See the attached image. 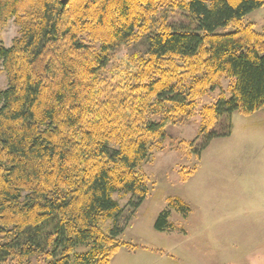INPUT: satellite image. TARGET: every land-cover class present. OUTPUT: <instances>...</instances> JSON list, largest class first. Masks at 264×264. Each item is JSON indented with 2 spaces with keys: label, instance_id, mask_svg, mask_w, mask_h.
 Segmentation results:
<instances>
[{
  "label": "trees",
  "instance_id": "trees-1",
  "mask_svg": "<svg viewBox=\"0 0 264 264\" xmlns=\"http://www.w3.org/2000/svg\"><path fill=\"white\" fill-rule=\"evenodd\" d=\"M263 7L0 0V264H110L123 247L135 252L120 239L124 209L114 196H129L132 210L144 202L143 165L167 128L198 115L203 151L230 134L215 129L235 112L264 108V30L244 22ZM10 22L18 33L6 47ZM223 80L228 90L200 106ZM172 206L191 212L182 200ZM169 216L160 214L158 231L171 227Z\"/></svg>",
  "mask_w": 264,
  "mask_h": 264
},
{
  "label": "rangeland",
  "instance_id": "rangeland-1",
  "mask_svg": "<svg viewBox=\"0 0 264 264\" xmlns=\"http://www.w3.org/2000/svg\"><path fill=\"white\" fill-rule=\"evenodd\" d=\"M244 22L263 31L264 7ZM17 33L10 22L1 33L6 47ZM125 53L120 51L114 60ZM229 86L223 80L199 101L200 106L213 104ZM6 88L7 76L2 73L0 91ZM200 121L196 115L185 125L169 126L167 137L155 144L143 165L148 194L139 208L127 207L129 196H114L124 209L120 239L139 248L135 252L121 248L110 264H264V221L247 225L253 219L250 212L259 209L255 203L264 199V109L250 115L235 112L230 126L225 120L215 129L222 135L230 127V134L214 139L203 151H199L205 144L204 137H198ZM183 142L192 144L188 152L181 151ZM176 200L184 201L191 212L173 207ZM168 209L171 227L158 231L156 221ZM112 225L108 221L105 229ZM83 251V247L77 250ZM33 264L44 261L37 258Z\"/></svg>",
  "mask_w": 264,
  "mask_h": 264
},
{
  "label": "crops",
  "instance_id": "crops-1",
  "mask_svg": "<svg viewBox=\"0 0 264 264\" xmlns=\"http://www.w3.org/2000/svg\"><path fill=\"white\" fill-rule=\"evenodd\" d=\"M264 109V108H263ZM262 110V109H261ZM256 190L255 188H253V191ZM255 205L259 208L258 210L255 211H251L250 214L252 215L253 219L252 222L248 223V226H259L261 224H263L264 221V215H262L263 219L260 220V212H262L264 214V199L261 198L260 201H257V203H255ZM244 226H246V223H243ZM243 226V227H244Z\"/></svg>",
  "mask_w": 264,
  "mask_h": 264
}]
</instances>
